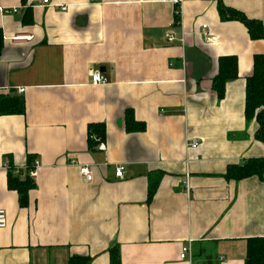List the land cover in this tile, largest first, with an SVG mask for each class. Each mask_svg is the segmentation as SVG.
Masks as SVG:
<instances>
[{"label":"crops","instance_id":"1","mask_svg":"<svg viewBox=\"0 0 264 264\" xmlns=\"http://www.w3.org/2000/svg\"><path fill=\"white\" fill-rule=\"evenodd\" d=\"M218 1L0 0V93L25 89V112L0 115V264H110L115 245L122 264L250 263L248 240L264 237V179L227 168L264 157L245 117L264 39L222 18ZM221 1L264 24V0ZM226 55L238 77L220 98L213 79ZM92 71L107 82L93 84ZM127 110L142 130L126 128ZM96 123L105 136L90 146ZM29 158L41 166L21 206L8 177Z\"/></svg>","mask_w":264,"mask_h":264},{"label":"trees","instance_id":"2","mask_svg":"<svg viewBox=\"0 0 264 264\" xmlns=\"http://www.w3.org/2000/svg\"><path fill=\"white\" fill-rule=\"evenodd\" d=\"M218 10L220 16L224 19H235L242 22L252 39H264V24L262 21L247 17L243 12L227 7L221 0L218 1ZM175 21H179V14L175 15ZM2 46V34L0 30V47ZM238 77V59L235 55H226L219 59L218 73L213 79V88L217 95L222 98L225 94V87L228 81ZM246 96H245V117L246 121L256 120L258 130L256 137L264 143V53L254 55L253 72L246 78ZM25 112V102L17 92L0 93V115L5 114H23ZM126 128L128 130H142L145 126L137 122L132 110L126 111ZM105 136V126L103 123L91 124L89 126V145L99 143ZM29 158L27 166H32L35 159ZM8 177V187L16 190L19 195L21 206L28 204V192L35 186L28 176L19 177L12 175ZM257 175L264 179V157L251 158L243 163L231 165L227 168V177L233 179H242ZM157 181H151L149 184L148 200H151L158 186ZM249 264H264V237H253L248 240ZM110 264H122L120 249L117 245L109 248ZM91 258L88 255H72L68 264H90Z\"/></svg>","mask_w":264,"mask_h":264},{"label":"built area","instance_id":"3","mask_svg":"<svg viewBox=\"0 0 264 264\" xmlns=\"http://www.w3.org/2000/svg\"><path fill=\"white\" fill-rule=\"evenodd\" d=\"M44 2H48V0H44ZM61 9H66V7H61ZM16 11V9L14 10ZM167 36L169 37V39H172L173 36L172 34L169 32L167 33ZM31 36L30 35H15L14 37H12L13 41H19V40H25V39H30ZM91 81L93 84L95 85H100V84H105L107 82L106 77H104L99 71H92L91 73ZM24 88H19L17 93H23L24 92ZM190 146L192 148H195L198 146V143L196 141H193ZM104 144L100 143L99 148H104ZM41 166V163L38 159H35L32 163V166L28 167V166H18L15 167L14 171L15 174L18 175L19 177H25L28 176V178H30L32 181H36L37 177H38V171H39V167ZM123 170L124 167L120 166L117 168L116 170V176L117 177H121L123 175ZM79 173L81 174V176H83L87 181H91L93 179V174L91 172V170L86 166V165H82L79 167ZM183 185L186 188H189V176L187 175L185 180H183ZM7 225V213L5 210L0 209V228H4ZM191 251V248L189 246H183L180 252V258L183 259L187 256V254Z\"/></svg>","mask_w":264,"mask_h":264}]
</instances>
